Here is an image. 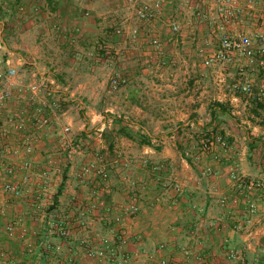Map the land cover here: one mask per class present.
Here are the masks:
<instances>
[{"label": "rangeland", "instance_id": "1", "mask_svg": "<svg viewBox=\"0 0 264 264\" xmlns=\"http://www.w3.org/2000/svg\"><path fill=\"white\" fill-rule=\"evenodd\" d=\"M150 1L0 0V51L5 47L13 53L10 59L23 83L33 74L51 91L50 95L42 91V97L27 103L14 88L12 98L0 106V115H34L39 108L40 115L50 116L49 128L41 133L27 127L12 134L14 145L33 138L36 146L26 157L29 168L20 166L25 157L14 159L19 166L13 180L23 196L9 199L0 181V196L19 208L26 193L39 197L37 204L29 202L33 210L29 221L34 224L27 234L33 238L26 241L32 249L45 241L46 221L59 187L69 199L79 196L63 200L61 216L75 212V202L105 200V183L97 186L98 168L106 169V184L114 193L135 195L147 207V213L134 220L147 232L156 221L180 227L187 223L186 216L176 211L187 206L200 213L204 200L211 201L214 216L224 213L231 226L236 211H245L237 181L258 184L253 195L264 193L263 149H243L245 140L234 130L235 121L221 113L214 120L210 115L214 102L222 103L230 115H264V55L255 56L247 66H203L204 58L218 50L212 27L220 22L223 2L241 11L239 25L229 32L261 35L258 44L264 47V0H200V8L195 0H161L162 14L142 22L140 7ZM199 9L210 23L196 19ZM173 22L180 26L179 35L170 32ZM198 48L205 50V57ZM118 78L125 82L117 81L113 87L112 80ZM245 84L249 94L240 91ZM220 93L225 95L222 100L217 99ZM232 97L238 101L232 102ZM72 116L77 123L69 122ZM95 118V124H89ZM82 124L88 132L77 129ZM63 127L70 128L66 136L59 134ZM165 148L172 156H161ZM176 184L180 191L174 190ZM181 194L197 198L184 206ZM222 198L227 208L220 205ZM252 203L256 216L258 208ZM1 211L6 215L5 207ZM20 218L11 215L10 222L19 228ZM86 222L91 235H105L108 229L103 213L88 216ZM5 225L0 223L3 232ZM47 240L61 258L70 257L78 245L55 237ZM141 241L139 250L152 253L149 241ZM77 254L81 256L80 251Z\"/></svg>", "mask_w": 264, "mask_h": 264}, {"label": "built area", "instance_id": "2", "mask_svg": "<svg viewBox=\"0 0 264 264\" xmlns=\"http://www.w3.org/2000/svg\"><path fill=\"white\" fill-rule=\"evenodd\" d=\"M197 7H201V1L195 0ZM161 0H151L150 3H142L139 10V20L142 22L155 21L162 13ZM218 24L214 23L212 29L216 30L218 38V50L209 57L204 58L203 66H209L214 63L225 64L228 63L232 66H239L244 63L246 66L253 63L255 56L264 55V47L258 44L259 38L263 37L248 33L229 32V28L237 23L241 11L239 7L234 6L232 3L223 2L222 7L219 8ZM196 19L202 23H210L211 18L200 9L196 13ZM170 32L173 35L180 34V26L173 22L170 24ZM156 44V41H154ZM205 50L198 48V54L204 55ZM118 82H125V79L118 78L112 80L113 87ZM17 74V69L11 62L10 58L3 59L0 57V106L6 104L12 98L13 89L21 98L27 103L34 102L42 94L50 95L51 91L45 89V83L40 78L36 80V75H31L23 83ZM45 89V90H44ZM44 93L41 94V92ZM240 91L244 94L250 93V86L245 84L240 87ZM42 95V96H41ZM39 108L34 110V115H0V181L2 182V191L9 198H19L23 196L20 187L14 182L13 177L18 169L17 163L14 161L16 158L25 157L21 161L22 168H29V162L26 160L31 152L36 148L34 139L26 138L22 141L21 145L13 144L12 134L25 128L33 130L35 133H41L44 129L49 128L50 116L40 115ZM17 120V122H16ZM69 127H63L61 132L62 136L68 135ZM60 135V136H61ZM31 140V141H30ZM90 169L85 168L84 172L88 173ZM98 185L108 182V174L106 169H97ZM258 187V184L252 181L238 180L236 188L239 194L243 197L242 203L245 205V213L251 215L255 212V206L251 201L253 190ZM174 190L180 191L178 184L174 185ZM26 198L33 199V204H37L39 200L37 196L28 195ZM25 196V195H24ZM37 201V202H36ZM75 202V212L67 213L64 216L53 212L50 214L46 221L45 236L48 238H58L77 242L76 251L68 258H55L48 264H183L181 261L171 259L165 256H159L163 252L165 245L158 244L156 251L152 253L145 252L144 250L133 249L129 247L135 242H140L138 235L130 233L128 222L134 220L140 214L139 202L136 197L131 196L121 203H111L106 199L93 198L87 200L83 205ZM227 200L222 198L220 200L221 206H226ZM105 214V221H107L108 229L105 235H91L87 231L89 226L86 222L88 216L96 214ZM236 227L234 229H238ZM4 232L8 238H17L19 241H26L28 238L27 230L23 227L17 231V227L13 222H8L4 226ZM85 232V233H84ZM81 233H84L80 235ZM80 235L79 237H76ZM228 239L224 240L227 245ZM43 248L47 244L41 243ZM186 259L192 258L195 264H217L212 258L206 255L192 254L187 248L181 247L177 249ZM80 251L81 256L77 254ZM33 252L30 245H27L24 254L29 255ZM158 255V256H157ZM226 255L228 259H236V253L231 249H227ZM0 258L6 260L9 258L5 253H0Z\"/></svg>", "mask_w": 264, "mask_h": 264}, {"label": "crops", "instance_id": "3", "mask_svg": "<svg viewBox=\"0 0 264 264\" xmlns=\"http://www.w3.org/2000/svg\"><path fill=\"white\" fill-rule=\"evenodd\" d=\"M1 3V2H0ZM239 25V23H237ZM236 24V25H237ZM1 40V39H0ZM2 41V40H1ZM3 54V55H2ZM13 53L4 47V51H0V56L3 59L10 58ZM20 61V60H19ZM23 61H20L22 63ZM224 94L218 95V100L224 98ZM232 102H237L238 98H231ZM217 115H214L213 120ZM233 121H235L234 130L237 133L243 134V139L245 143L243 144V149H254L261 148L264 151V115H228ZM69 122L77 123L75 117L67 118ZM97 118L92 119L91 125L95 124ZM212 125V124H211ZM86 124L79 125L77 129L84 132H88L85 128ZM95 128V127H93ZM40 144V143H39ZM72 152V151H71ZM163 158L172 156L168 154V150L163 149L161 155ZM220 191V190H219ZM223 194L222 190L220 191ZM72 194V193H71ZM180 196V195H178ZM78 195L70 197L71 200L78 199ZM131 196H125L124 193H114L110 189V184L105 185V199L111 203H120ZM137 198V196L134 195ZM191 197V198H190ZM214 195H211L213 198ZM221 198V195L218 196ZM7 197L0 196V223L7 224L10 222V216L20 215L22 224L20 228H26L27 231H32L34 223L30 222L32 209L29 199H25V202L21 201L20 208L16 204H12ZM82 198V197H80ZM196 199L193 195H183L181 194L180 204L184 206L190 205V201ZM218 198V199H219ZM236 198V197H235ZM55 207L52 208L51 213L58 212L61 209V204L63 200L69 199L68 195L61 193L60 195L55 194L54 197ZM69 199V200H70ZM217 199V201H218ZM139 201V197L137 199ZM176 201V200H175ZM216 201V202H217ZM251 201L256 202L258 208V214L256 216L252 215L245 217L244 208L241 211L237 210L235 215V220L231 223V226L227 222V216L225 219L224 213L221 215L214 216V210L211 207V201L204 200L200 204L199 212L192 209V207L181 208L179 213L176 211L175 214H183L185 217V222L180 227L176 226H161L158 221L149 225V231L147 232L141 223L132 220L128 222V228L133 235H138L140 237V242H135L129 247V249H139L142 245V238L149 241L150 251H156L158 244L163 243L166 247L163 252L159 253V256H165L171 259H176L181 261L183 264H195L192 258L186 259L177 249L181 247L187 248L193 255L200 254L206 255L212 258L216 263L221 262L223 264H264V193L252 195ZM139 202L140 214L147 213V207ZM240 203L241 200H240ZM12 204V206H11ZM243 204V203H242ZM6 208L7 213L1 211V208ZM227 208V206L225 207ZM224 212V210H222ZM213 213V214H212ZM149 214H156L154 211H149ZM138 216V217H139ZM197 216V217H196ZM188 217V220H187ZM191 217V218H190ZM196 217L197 220L193 221L192 218ZM233 219V217H230ZM138 219V218H137ZM14 220V219H13ZM134 221V222H133ZM190 222V223H189ZM36 224V222H35ZM132 225V226H131ZM132 227V228H131ZM239 227L238 229H234ZM146 229V230H145ZM159 230V231H158ZM245 230L243 234L241 231ZM247 232H249L247 234ZM32 240L31 237H28ZM35 239V238H34ZM33 239V240H34ZM48 237H44L41 243L47 244ZM228 239L227 245L224 244V240ZM40 243V241H39ZM56 243L54 241L52 244ZM65 244V243H63ZM74 245V243H68ZM145 245V243H143ZM27 241H19L17 238H8L0 226V253H5L6 260L0 258V264H48L52 262L55 258H61L57 253H55L52 247H49V243L46 248L42 245L33 246V252L29 255L24 254ZM63 247V245H61ZM68 246V245H67ZM40 247V248H39ZM69 247V251L71 250ZM227 249H231L237 255L234 260L228 259L226 255ZM21 251V252H20ZM72 251V250H71ZM21 256H20V255ZM71 256V254L69 255ZM158 256V255H157Z\"/></svg>", "mask_w": 264, "mask_h": 264}, {"label": "trees", "instance_id": "4", "mask_svg": "<svg viewBox=\"0 0 264 264\" xmlns=\"http://www.w3.org/2000/svg\"><path fill=\"white\" fill-rule=\"evenodd\" d=\"M218 113H221V114H225V115H230L229 113H227L224 105L220 102H214L210 108V115H211V118L213 119L214 118V115H217ZM64 177H63V181H64ZM62 187H59L58 189V192H57V195H60L62 190H61Z\"/></svg>", "mask_w": 264, "mask_h": 264}]
</instances>
